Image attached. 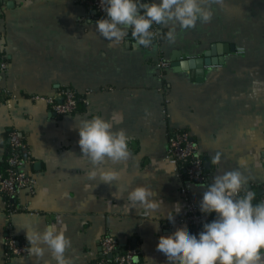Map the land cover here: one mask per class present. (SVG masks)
<instances>
[{
  "label": "crops",
  "instance_id": "0c3cea01",
  "mask_svg": "<svg viewBox=\"0 0 264 264\" xmlns=\"http://www.w3.org/2000/svg\"><path fill=\"white\" fill-rule=\"evenodd\" d=\"M212 21L181 28L159 24L164 39L136 46L129 29L118 44L96 30L103 17L82 0H0V163L6 161L9 134L25 143L22 169L35 179L15 197L0 196V264H56L49 251L37 258L7 256L8 232L26 239L25 226L43 230L55 222L66 226L75 264L102 257V238L113 235L118 247L135 250L133 264H166L156 254L159 241L192 227L180 222L186 199L199 201L213 177L239 168L247 186L264 183V0H224L211 11ZM175 28V39L167 32ZM235 46L221 62L204 67L193 80L187 70L171 66L181 58L203 57L212 44ZM168 62L159 67V60ZM61 89L81 98L78 109L57 114L35 96L56 97ZM123 114L116 125L128 136L129 157L106 160L99 167L120 172L118 180H89L91 161L81 156L77 123L94 115ZM185 130L203 159L205 179L188 182L167 161L168 133ZM220 155L218 163L213 160ZM243 159L245 164L240 166ZM143 184L163 204L152 215L131 207L112 192ZM188 188V196L182 192ZM260 202L255 196L253 203ZM181 205V211L177 208ZM214 217V214H212ZM170 217L176 221L172 228ZM153 223L160 225L157 231ZM202 230V226L200 227ZM109 264V263H108Z\"/></svg>",
  "mask_w": 264,
  "mask_h": 264
},
{
  "label": "clouds",
  "instance_id": "9594fccd",
  "mask_svg": "<svg viewBox=\"0 0 264 264\" xmlns=\"http://www.w3.org/2000/svg\"><path fill=\"white\" fill-rule=\"evenodd\" d=\"M224 0H100V7L106 13L96 23V30L110 44H118L128 35L129 29L136 46H148L155 32L152 25H173L181 28L194 27L199 21L208 24L212 21V9L222 6ZM31 3V0H28ZM169 41L175 39V28L167 32ZM123 120V114L114 112L110 118L94 115L77 123L78 144L81 156L87 157L93 167L87 172V178L99 183H112L118 180L120 172L115 169L99 167L106 160L114 162L129 157L128 136L124 129L116 125ZM217 154L213 163H218ZM241 167L245 161H239ZM247 177L239 168L227 170L213 177L211 183L204 186L199 201V210L205 215L214 214V218L205 222L202 230L192 233L187 229L176 231L168 240H160L156 254L166 264H264V201L253 203L256 193L247 189ZM244 192L243 195L240 193ZM131 207L141 206L146 215H152L163 202L157 200L150 187L143 184L125 188L117 185L112 192L116 199H125ZM179 205V204H177ZM181 211V205L177 213ZM169 225L176 227L173 217L168 218ZM157 231L160 225L153 223ZM26 239L29 250L38 259L45 252L51 253L56 264H75L66 250L71 247L66 235V226L55 222L45 225L43 230L29 226ZM45 264H51L45 261Z\"/></svg>",
  "mask_w": 264,
  "mask_h": 264
},
{
  "label": "built area",
  "instance_id": "2783aa9c",
  "mask_svg": "<svg viewBox=\"0 0 264 264\" xmlns=\"http://www.w3.org/2000/svg\"><path fill=\"white\" fill-rule=\"evenodd\" d=\"M82 1L94 9L98 15H106L100 7V0ZM157 27L158 25L154 23L150 29L156 33L152 39V43L157 42ZM4 65L5 63L2 62L0 67H4ZM167 66L168 62L161 58L159 60V67L165 68ZM2 96L3 94L0 91V99H2ZM57 96L61 100L56 97L44 98L41 96H35L33 100L45 101L50 109L57 114H70L74 112L77 109L79 101H81V98L69 89H61ZM24 147L25 143L22 138L16 131L12 130L9 134V150L6 157L8 167L5 172L0 171V195L15 197L22 189H31L35 185V179L22 169L24 158L21 156L20 150L24 149ZM167 161L188 182H201L206 177L203 159L198 152L197 144L185 130L169 131ZM247 189L256 193V189L253 187L248 186ZM260 191L259 199L260 201H264V183L260 186ZM182 192L185 197L188 196V188L186 186L182 189ZM240 194H244L243 190ZM186 200L185 213L179 220L180 222L189 224L195 232H199L202 224L211 221L214 217L213 215L201 213L194 201L189 198ZM118 245L113 235H105L100 243L102 257L91 264H133L134 256L136 255L135 250L126 248L119 253H114ZM4 247L7 250L5 254H10V256L24 255L29 252L27 242L15 238L11 232H8L5 237Z\"/></svg>",
  "mask_w": 264,
  "mask_h": 264
},
{
  "label": "water",
  "instance_id": "95a60500",
  "mask_svg": "<svg viewBox=\"0 0 264 264\" xmlns=\"http://www.w3.org/2000/svg\"><path fill=\"white\" fill-rule=\"evenodd\" d=\"M230 50H235V46L233 44L217 42L212 44L209 50L204 51L203 57L181 58L179 53H175V56L172 58L170 64L174 70H187L191 79L200 80L202 78L204 67L221 62L222 55ZM59 100L61 99L59 98Z\"/></svg>",
  "mask_w": 264,
  "mask_h": 264
},
{
  "label": "trees",
  "instance_id": "16d2710c",
  "mask_svg": "<svg viewBox=\"0 0 264 264\" xmlns=\"http://www.w3.org/2000/svg\"><path fill=\"white\" fill-rule=\"evenodd\" d=\"M158 25V27H157V41H160V40H162V39H164L165 38V36H166V32H165V30H160L159 28H160V26H159V24H157ZM79 103H80V101H79ZM78 103V104H79ZM77 109H78V106H77ZM76 109V110H77ZM9 150V149H8ZM183 165V164H182ZM7 167H8V163L6 162V161H4V162H1L0 163V171H2V172H5V170L7 169ZM248 187V186H247ZM260 194H258V192H257V196H259ZM0 196H3V195H0ZM4 198H7L6 196H3ZM5 251H7L6 249H5ZM7 256H9L10 257V254H7Z\"/></svg>",
  "mask_w": 264,
  "mask_h": 264
}]
</instances>
